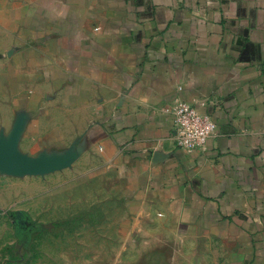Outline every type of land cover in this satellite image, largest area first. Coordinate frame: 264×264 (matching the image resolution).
I'll return each instance as SVG.
<instances>
[{"label": "crops", "instance_id": "obj_1", "mask_svg": "<svg viewBox=\"0 0 264 264\" xmlns=\"http://www.w3.org/2000/svg\"><path fill=\"white\" fill-rule=\"evenodd\" d=\"M180 102L215 120L204 150L175 145ZM11 142L32 158L72 151L80 182L114 176L127 226L174 245L127 264H264V0H0Z\"/></svg>", "mask_w": 264, "mask_h": 264}, {"label": "rangeland", "instance_id": "obj_2", "mask_svg": "<svg viewBox=\"0 0 264 264\" xmlns=\"http://www.w3.org/2000/svg\"><path fill=\"white\" fill-rule=\"evenodd\" d=\"M71 162L46 171H32L27 163L17 170L14 163L0 167V225L5 224L7 229L0 264H112L110 253L116 247L124 253L117 264H127L138 253L162 252L163 248L174 251L173 244L159 241L163 229L127 226L130 220L120 199L112 193L116 180L109 171L98 180L80 182L74 179L80 165ZM122 233L148 235L153 242L117 245L112 236ZM183 251H189V247L184 246ZM84 254L86 259L81 257Z\"/></svg>", "mask_w": 264, "mask_h": 264}, {"label": "built area", "instance_id": "obj_3", "mask_svg": "<svg viewBox=\"0 0 264 264\" xmlns=\"http://www.w3.org/2000/svg\"><path fill=\"white\" fill-rule=\"evenodd\" d=\"M172 113V135L175 145L188 153L204 150L208 138L216 129L215 120L188 102L178 103Z\"/></svg>", "mask_w": 264, "mask_h": 264}, {"label": "water", "instance_id": "obj_4", "mask_svg": "<svg viewBox=\"0 0 264 264\" xmlns=\"http://www.w3.org/2000/svg\"><path fill=\"white\" fill-rule=\"evenodd\" d=\"M74 154L72 151H67L59 157H39L32 158L24 155H20L14 151V144L11 142L7 146L0 145V167H9L10 164H13V168L17 170L21 169L22 163H27L28 167L32 171H42L49 170L51 167L56 168L61 164L68 163L73 160ZM37 165V166H36ZM39 165V166H38ZM41 167V168H37Z\"/></svg>", "mask_w": 264, "mask_h": 264}]
</instances>
